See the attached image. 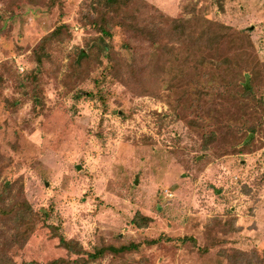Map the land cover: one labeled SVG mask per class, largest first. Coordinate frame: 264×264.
<instances>
[{
  "label": "rangeland",
  "instance_id": "rangeland-1",
  "mask_svg": "<svg viewBox=\"0 0 264 264\" xmlns=\"http://www.w3.org/2000/svg\"><path fill=\"white\" fill-rule=\"evenodd\" d=\"M0 264H264V0H0Z\"/></svg>",
  "mask_w": 264,
  "mask_h": 264
},
{
  "label": "trees",
  "instance_id": "trees-1",
  "mask_svg": "<svg viewBox=\"0 0 264 264\" xmlns=\"http://www.w3.org/2000/svg\"><path fill=\"white\" fill-rule=\"evenodd\" d=\"M130 0H103V2H105V3H107V4H111V5H115V4H118V3H120V4H123V2H125V3H127V2H129ZM59 28H57V30H58ZM103 31L104 32H107L106 31V29H103ZM56 32V31H55ZM54 32V33H55ZM53 33V34H54ZM29 209L31 210V212H33V209L29 206ZM142 218H144V217H142ZM146 219L148 220V221H151V218L150 217H146ZM134 221L138 224V225H142V224H146L147 222H144V223H141V221H139V219H135L134 218ZM59 236V239H60V243L62 244V245H64V246H66V248H68L69 250H73V248H74V246H73V242L72 241H68L63 235H61V234H59L58 235ZM188 235H186V236H183L182 238H181V241H182V243H186L187 242V240L189 239V237H187ZM191 240H194V238H193V236L191 237ZM124 248H126V247H119V248H110V249H112V250H114V251H120V250H124ZM104 252V250L103 249H101V250H99L98 251V253H103Z\"/></svg>",
  "mask_w": 264,
  "mask_h": 264
},
{
  "label": "water",
  "instance_id": "water-1",
  "mask_svg": "<svg viewBox=\"0 0 264 264\" xmlns=\"http://www.w3.org/2000/svg\"><path fill=\"white\" fill-rule=\"evenodd\" d=\"M77 168H81V166H80V165H78V166H77Z\"/></svg>",
  "mask_w": 264,
  "mask_h": 264
},
{
  "label": "built area",
  "instance_id": "built-area-1",
  "mask_svg": "<svg viewBox=\"0 0 264 264\" xmlns=\"http://www.w3.org/2000/svg\"><path fill=\"white\" fill-rule=\"evenodd\" d=\"M167 192V194H169V191H166Z\"/></svg>",
  "mask_w": 264,
  "mask_h": 264
}]
</instances>
